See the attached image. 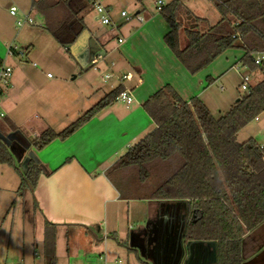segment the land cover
<instances>
[{
  "label": "trees",
  "instance_id": "1",
  "mask_svg": "<svg viewBox=\"0 0 264 264\" xmlns=\"http://www.w3.org/2000/svg\"><path fill=\"white\" fill-rule=\"evenodd\" d=\"M207 1L220 15L207 27L206 20L195 16L182 0L160 7L158 12L169 28L165 45L191 75L226 50L238 48L242 51L238 62L249 71L260 70L262 78L218 117L197 97L183 101L170 85L141 104L155 128L121 155L106 177L122 200H148L168 210L183 206L181 213L157 211L144 227L130 232L132 247L150 261L170 248L178 252V242L212 241L216 264H241L242 236L264 223V146L252 138L237 141L239 131L264 113V66L253 63L255 54H264V0ZM92 2L37 0L31 9L42 17V28L55 42L69 48L84 33ZM122 91L121 85L115 87L59 132L45 129L30 140L31 146L41 150L53 140H65ZM0 163L18 174L19 191H33L41 173L34 160L23 172L0 140ZM234 218L241 227L239 234L230 233L224 223ZM55 240L54 226L46 224L44 264H55Z\"/></svg>",
  "mask_w": 264,
  "mask_h": 264
},
{
  "label": "crops",
  "instance_id": "2",
  "mask_svg": "<svg viewBox=\"0 0 264 264\" xmlns=\"http://www.w3.org/2000/svg\"><path fill=\"white\" fill-rule=\"evenodd\" d=\"M33 1L37 0H0V13L6 5L15 4L21 12L27 10L30 14L38 15L31 9ZM92 1H98L109 8L110 17L117 28H105L97 24L99 27L89 29L86 25L84 33L71 47H62L80 73H83L80 74L81 81L77 86L60 88L61 80H52L48 76L39 80L42 70L37 65L34 67L35 63L31 64L32 68L24 64H18L12 69L9 67L12 72L10 80L7 84L0 85V106L3 114L0 118V135L9 143L5 144L9 152L12 149L10 154L14 165L27 166L32 159L41 169L33 191L22 190L28 191L31 198V214L36 217L32 227L39 224L41 244L46 224L53 225L55 232L73 227L79 232H91L93 238L105 241L107 234L117 233L114 222L119 216L125 215L129 230L127 247L137 258H141L144 264H216L217 248L212 241L178 242V252H171L170 248L167 253L155 256L153 261L143 257L138 248L134 249L130 244V232L144 227L147 218L155 215L157 211L166 213L168 208L148 200H122L106 177L108 168L155 128L141 107L145 100L164 85H170L183 101L189 102L191 98L201 96L215 79L208 78L206 85H203L201 78L197 79V83L194 82V78H190V73L165 45L163 37L169 28L163 18L158 16L160 14L157 2L161 0H156L153 7H149L146 0ZM134 2L140 4L135 16L141 17L142 22L135 19L132 21L134 24L126 26L124 24L127 23L119 16L117 8L124 4L120 5L122 7L119 10H125V5ZM183 2L195 16L203 18L191 10L193 4L190 0ZM92 14L91 9L87 16L94 20ZM205 25L209 26L207 22ZM14 28L19 29L16 22ZM5 29L0 20V67H6L9 58ZM118 39L122 42L119 43ZM112 40L116 42L111 48ZM108 52L112 54L110 61L105 60L109 56ZM101 59L107 67L106 70L111 72L107 73L111 77L106 81L101 80V73L94 79L89 75L91 65ZM98 70L101 72L100 68ZM126 73H131L132 77L123 79L122 76ZM113 77L117 79L116 82L108 84L109 91H102V85L106 86V82ZM76 79V76L72 78ZM119 85L123 87V91H130L133 98L130 105L115 99L65 140H53L41 150H35L31 146V138L26 137L28 132L23 130L27 124L25 118L31 110L43 111V128L59 132L67 127V123L60 122L61 127L58 128L61 129H57L52 125L57 118L65 114L72 115L70 120L78 118ZM42 87L44 88L41 92L39 90ZM28 130L31 131V128ZM18 142L23 143L22 150ZM13 171L15 172L14 169ZM10 180L11 182L7 178L1 182L0 190L7 188L9 191L16 188L17 192H21L18 190L20 178L18 183L13 182L12 178ZM4 202L0 206V219L4 218L1 215L3 208H6ZM175 209L180 211L179 213L183 212V206H172L168 212L173 213ZM166 216L164 215L165 219ZM224 223L230 233H240L241 227L236 218ZM90 226H96L95 233L88 228ZM167 228H171V225L168 224ZM160 240L163 241V236ZM170 241L171 239L165 244ZM32 256H36L35 250ZM241 259V264H264V223L242 236ZM21 264L25 262L22 261Z\"/></svg>",
  "mask_w": 264,
  "mask_h": 264
},
{
  "label": "rangeland",
  "instance_id": "3",
  "mask_svg": "<svg viewBox=\"0 0 264 264\" xmlns=\"http://www.w3.org/2000/svg\"><path fill=\"white\" fill-rule=\"evenodd\" d=\"M146 1L149 7H153L156 0ZM161 1L163 5L169 2V0ZM190 1L193 4L191 10L196 15L205 18L209 25H213L219 20L220 15L207 0ZM120 5L117 8L118 14L119 9L122 7ZM139 5L134 2L124 6V11L132 18L128 21L130 23L126 22L127 24L124 25L134 24L132 21L135 20V12L140 7ZM12 6L16 9L15 17L9 15V10ZM25 16L29 17L30 22H25L21 28L15 29L14 23L22 21ZM158 16L160 19L162 18L160 15ZM0 20L6 28L5 37L8 39V49L12 48L13 50V53L9 54L6 63L8 67L12 69L18 64H24L32 68L31 64L35 63L42 70L39 80L45 79L49 75L52 80H61L60 88H63V86H66V88L77 86L81 81L80 76L82 75L80 74L83 73H80L79 68L76 67L74 61L66 54L65 50L42 28L43 21L39 14H30L27 10L21 12L15 4L6 5L0 13ZM85 24L89 29L99 27V24L90 16L86 17ZM103 27L106 28L107 26ZM114 42L112 40L111 48ZM184 42L182 37V44ZM113 52H116V50H113ZM241 54L242 51L238 48L228 49L199 73L190 74V78H194L192 80L196 83L198 82L197 79L201 78L203 85L208 83V78L215 79L211 85L206 87L202 95L197 98L204 102L216 117L225 113L239 96L246 93L245 90L240 88L242 76L246 75L249 77V85L257 83L262 78L260 70L249 71L238 62ZM107 55L109 56L105 60L110 61L112 54L108 52ZM98 68L101 69V72ZM106 68L103 59H101L100 62L91 65L89 75L91 74L92 79H94L99 73H111ZM10 76L7 79V83L10 80ZM74 76L77 77L76 80H72ZM116 79V77H113L106 82V86L104 85L103 87L102 85V91H109L108 84L116 82ZM43 88L39 91L42 92ZM44 116L45 114L40 109L29 112L27 118H25L27 124L23 128L24 131L28 132L25 134L26 137L32 139L44 131L45 128L42 126V118ZM71 117V114L62 115L52 125L57 129H61L58 128L61 127L60 122L67 123L66 126H68L76 119L72 118L70 120ZM257 119L258 121L253 120L239 131L237 135L239 143L252 138L258 144H264V113L258 116ZM29 128H31V131L28 130ZM18 143L21 144L20 149L22 150L24 147L23 143ZM10 152H12V149ZM18 167H21V164H18ZM7 178L9 182H11L10 178L13 179V182H19V177L12 168L0 164V184L4 180L6 181ZM3 202L6 208H3L1 214L4 218L0 219V264H21L22 261L25 264H44L42 244L40 243V227L39 224L32 227L36 217L33 213L31 214L33 209L28 191L17 192L16 188H11L9 191L7 188L0 190V206ZM118 218L114 222L117 227V233L115 235L107 234L108 238L105 241L93 238L91 232H79L78 229H73V227H66L56 231L55 264H144L141 258H137L136 254L127 247L128 220H126L125 215ZM88 228L95 233L96 226ZM80 230H84V228H80ZM34 250L36 256H32Z\"/></svg>",
  "mask_w": 264,
  "mask_h": 264
},
{
  "label": "built area",
  "instance_id": "4",
  "mask_svg": "<svg viewBox=\"0 0 264 264\" xmlns=\"http://www.w3.org/2000/svg\"><path fill=\"white\" fill-rule=\"evenodd\" d=\"M162 5H163L162 2L158 1L157 2V10H159ZM92 10H93V18L98 24H100L102 26L114 28V29L117 28L116 23L110 17L109 8L105 7L103 4H101L98 1H93L92 2ZM9 14L11 16L15 17L16 16V9L14 7L10 8ZM119 16L121 18H123V20L125 22H128L132 19L124 10H121L119 12ZM135 19L139 22H142V18L139 16H135ZM25 22H30V19L28 16L23 17L22 21H17L16 27L21 28ZM118 42L120 43V42H122V40L118 39ZM12 53H13L12 48H9L8 54H12ZM253 63L257 66H264V54H262V53L255 54L253 57ZM33 66L36 67V64H33ZM10 74H11V69L9 67H5V66L0 67V85L7 84V79L10 76ZM47 76L49 77V75H47ZM110 77H111L110 74H101V80L102 81H106ZM131 77H132L131 73H126L122 76L123 79H128ZM248 82H249V77L246 75L242 76V82L240 84V88L242 90L247 91L249 89V86H250L248 84ZM117 99H119L120 101H122L126 105H130L133 101L132 95H131L130 91H128V90L122 91L118 95ZM2 116H3V114H2L1 106H0V118Z\"/></svg>",
  "mask_w": 264,
  "mask_h": 264
},
{
  "label": "water",
  "instance_id": "5",
  "mask_svg": "<svg viewBox=\"0 0 264 264\" xmlns=\"http://www.w3.org/2000/svg\"><path fill=\"white\" fill-rule=\"evenodd\" d=\"M237 101V100H236ZM0 140L4 143V144H9L8 142H7V140H6V138L4 137V136H2V135H0ZM22 170H23V172H25V170H26V164H23V166H22Z\"/></svg>",
  "mask_w": 264,
  "mask_h": 264
}]
</instances>
